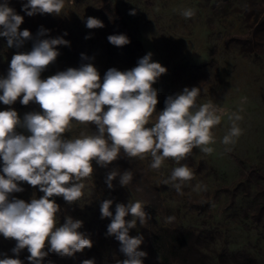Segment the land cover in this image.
I'll return each mask as SVG.
<instances>
[{"label":"rangeland","instance_id":"obj_1","mask_svg":"<svg viewBox=\"0 0 264 264\" xmlns=\"http://www.w3.org/2000/svg\"><path fill=\"white\" fill-rule=\"evenodd\" d=\"M25 2L9 0L24 17L20 30L28 29L34 37L40 26L50 29L52 37L67 31L64 38L70 41V46H58L60 54L41 74L42 79L90 62L102 81L109 68L131 69L151 52V59L167 69L153 85L161 100L153 122L164 109L165 99L185 87H200L197 104L212 101L226 113L242 109L238 125L243 132L229 146L231 151L221 143L231 127L224 115L212 129L215 143L209 145L213 148L210 154L193 148L179 164L167 159L158 170L150 168V155L130 160L121 154L107 167L93 161L92 177L85 179L79 201L70 204L54 197L60 205L59 223L68 216L81 220L79 231L92 240L93 246L73 256L49 253L43 264H82L87 259L94 264H116L125 258L120 242L106 235L111 218L102 219L100 213L101 202L106 199L113 201V215L117 203L144 202L146 223L142 226L137 220V226L129 230L130 236L143 235L140 250L147 252L144 264H264V0H65L61 15L33 16L22 11ZM132 9L135 15L129 14ZM188 9L194 16L185 18L182 13ZM89 16L100 19L104 27L88 29L85 21ZM113 34H125L130 42L114 46L107 39ZM86 35L90 38L85 39ZM6 45V38L0 37V76H6L15 52L31 50L32 41L21 49ZM81 53L89 60L82 61ZM8 107L21 119L27 112L41 111L38 104L22 105L19 98L11 106L0 102V111ZM71 123L65 138L96 130L95 125ZM180 164H187L194 172L193 179L182 186V195L171 184H164ZM114 169L131 170L132 182L121 186L117 176L109 189L105 180ZM197 185L206 186V190L197 191ZM20 186L24 190L12 193L15 198L30 202L33 196H43L38 186L26 182ZM168 217L173 219L168 221ZM155 230L163 234L167 248L172 240L182 247L165 250L151 238ZM0 243V253L13 256L16 241L2 236ZM28 255L27 249L19 255L24 264H30Z\"/></svg>","mask_w":264,"mask_h":264},{"label":"clouds","instance_id":"obj_2","mask_svg":"<svg viewBox=\"0 0 264 264\" xmlns=\"http://www.w3.org/2000/svg\"><path fill=\"white\" fill-rule=\"evenodd\" d=\"M64 6L65 0H26L22 11L28 16L61 15ZM135 11L132 9L129 14L135 15ZM182 14L185 18L194 16L191 9ZM23 20L9 0L0 3V37L6 38V46L21 49L27 41H32L31 50L15 52L6 76H0V102L11 106L19 98L22 105L35 103L41 109L25 113L22 119L12 107L0 111V235L16 241L11 249L13 256L0 253L4 256L0 264H24L19 258L24 249L30 254L26 258L30 264H43L49 253L73 256L93 246L92 240L79 231L81 220L68 216L63 224L59 223L60 205L54 199L62 197L70 204L79 201L84 194L85 179L92 177L93 161L107 167L121 154L130 160L150 155V168L158 170L167 159L179 164L193 148L210 154L213 148L209 145L215 143L212 129L221 123L224 115L231 121L221 141L225 150L231 151L229 146L242 135L238 125L242 109L226 113L212 101L197 104L201 90L196 86L169 95L153 122L158 103L153 85L167 69L151 59V52L139 58L131 69L109 68L102 81L90 62L42 79L41 74L60 54L58 46H70V41L64 38L68 33L52 37L50 29L40 26L34 37L30 30H20ZM85 25L88 29L104 27L100 19L92 16L87 17ZM107 39L114 46L130 42L125 34L109 35ZM81 59L86 61L89 57L81 53ZM72 121L95 125L96 130L65 138ZM117 176L121 186H128L133 180L131 170L114 169L106 176L109 189ZM193 177V170L187 164H180L172 169L164 184H171L182 195V186ZM21 182L38 186L43 196H33L30 202L10 199L12 193L24 190ZM196 190H206V186L197 185ZM112 204L111 199L103 200L100 213L102 219L111 218L106 235L120 242V252L125 256L116 264H144L147 252L140 250L143 235H129L137 220L142 226L146 223L144 202L117 203L115 215L110 210ZM128 215L132 218L126 220ZM82 264H94V260L87 259Z\"/></svg>","mask_w":264,"mask_h":264},{"label":"trees","instance_id":"obj_3","mask_svg":"<svg viewBox=\"0 0 264 264\" xmlns=\"http://www.w3.org/2000/svg\"><path fill=\"white\" fill-rule=\"evenodd\" d=\"M158 98V97H157ZM159 101H161V100H159V98H158V102ZM12 197H14V195L13 194H11L10 195V199L12 198ZM187 232V231H186ZM189 233V232H188ZM150 236H151V238L153 239V241L154 242H156V243H159V244H161L162 245V248H164L165 250H167L169 247H182L181 246V244H179V242L177 243V244H175L176 242L174 241V240H172V243L169 245V247L167 248V246H165V240H164V238H163V234H158L157 232H156V230L155 231H153V232H151L150 233ZM1 238H2V235H0V242H1ZM1 244V243H0ZM0 259H2L1 258V256H0Z\"/></svg>","mask_w":264,"mask_h":264}]
</instances>
